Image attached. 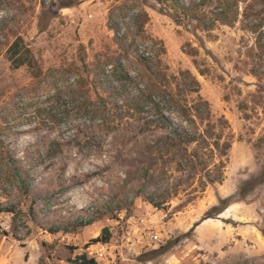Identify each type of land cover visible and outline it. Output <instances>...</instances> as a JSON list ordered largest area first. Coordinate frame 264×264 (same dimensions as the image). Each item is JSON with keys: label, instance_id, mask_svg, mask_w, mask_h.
I'll use <instances>...</instances> for the list:
<instances>
[{"label": "rangeland", "instance_id": "1", "mask_svg": "<svg viewBox=\"0 0 264 264\" xmlns=\"http://www.w3.org/2000/svg\"><path fill=\"white\" fill-rule=\"evenodd\" d=\"M16 37L43 80L11 69ZM107 63L143 74L138 87L151 84L154 101L170 78L180 107L207 102L210 121L164 113L197 142L159 145L166 131L142 132L138 116L107 128L101 115L59 117L83 64L94 76ZM118 77L112 85L125 84ZM0 158V264H76L104 228L100 264H264V0H0Z\"/></svg>", "mask_w": 264, "mask_h": 264}, {"label": "trees", "instance_id": "2", "mask_svg": "<svg viewBox=\"0 0 264 264\" xmlns=\"http://www.w3.org/2000/svg\"><path fill=\"white\" fill-rule=\"evenodd\" d=\"M71 6H73L72 3L64 4L61 5V9H67ZM6 54L12 70H18L25 67L35 81L43 80V70L34 57L30 48L25 44L22 37L15 38V40L8 47ZM143 61L144 60L142 59L141 62ZM83 71L84 72H81V74L78 75L75 84L71 85L68 88V93L70 95L71 101L67 109H63L61 113H58L59 117H61L62 114H66V116L71 115L72 117L85 115L93 118H97L101 115L103 119H101L100 127L107 128L105 126H107V124H112L113 122H115L117 120L116 118L122 120L123 118H134L135 116H138L139 118L144 120L141 128L142 132H148L151 130L166 131V134L162 138H160L158 144L164 146L168 145L170 147L181 146L182 144H192L197 142V139H195V137L190 138L188 136H183L178 130L171 129V124L169 123L168 118L164 115L165 112H178L183 118L190 121H192V119L190 118L191 112L198 114L202 121H210V119L212 118L209 104L205 101H202L199 95H197L198 102L191 105V107H187V105L184 107H180V103L175 100L176 95L178 93L180 94V84H177L178 87L173 90L170 86V78L169 80L166 78V80L168 81V85L164 89L165 95L163 100L154 101L149 94V91L152 87L151 84L145 86L143 83H141V88L138 87V81H144L145 76H143V74L138 75V77L135 78L131 75H128L126 72H119L117 67H114L109 63H107L106 67H104L103 69L99 68L94 76L91 75V72L88 71L85 64H83ZM120 74L121 78H118L122 79L125 84L122 86L112 85V81H114L112 79H114L116 76H120ZM185 74L190 77L189 73H181L182 76ZM178 77L180 78V73L178 74ZM172 80L176 81L177 77H173ZM191 84L195 87H199L198 83L194 79L193 81L191 80ZM108 85H111V87H108ZM133 87L137 89L136 93L134 95H127L128 90L132 89ZM122 93H125L126 97H124L123 99H119V97H122ZM194 93L198 94L199 90L194 91ZM83 96H85V99L83 98ZM219 122H223L222 119H220ZM214 146L219 151L222 149L218 142L214 143ZM223 147H226V144H224ZM222 153L224 154V151H222ZM3 159H5V161L7 162V167L12 171V174L20 183L24 198L27 200L31 199L29 184L22 178L17 166L15 165L14 159L8 151L4 152ZM208 182L210 184H214L219 181L209 179ZM149 203L155 208H161L163 206V204H160L154 200H150ZM221 203L224 204V201H221ZM33 204L34 202L31 201V205L29 208L30 215L33 214ZM5 210L6 211L2 212L14 214L13 209ZM207 219H212V217H207ZM92 224L93 221H88V223H86L84 227L90 226ZM58 232V230L50 231L51 234H56ZM261 232L264 236V228ZM0 233H2L1 229ZM2 234L5 235V233ZM110 240V231L109 229L104 228L99 237L90 241V245H107L109 244ZM70 250L74 251L75 249ZM166 251L167 248L165 247H163V249H160L159 251H153L151 252L150 258L142 259V262H149L157 255H164ZM75 263L97 264L94 259L89 258L86 254L78 256L75 260Z\"/></svg>", "mask_w": 264, "mask_h": 264}, {"label": "built area", "instance_id": "3", "mask_svg": "<svg viewBox=\"0 0 264 264\" xmlns=\"http://www.w3.org/2000/svg\"><path fill=\"white\" fill-rule=\"evenodd\" d=\"M128 235H130L129 232H127ZM140 236H139V240L138 243H142L145 242V238L143 237V231L140 232ZM147 238V237H146ZM149 244L151 243H157L160 242V235H156L155 233H150V235L148 236V238L146 239ZM132 247V246H130ZM109 249V247L107 245H102V244H96L95 246H92L91 248H89V252L87 253V256L91 259H94L96 261L97 264H100L103 260H104V256L106 255V251ZM93 250V251H92ZM124 261V260H123Z\"/></svg>", "mask_w": 264, "mask_h": 264}, {"label": "crops", "instance_id": "4", "mask_svg": "<svg viewBox=\"0 0 264 264\" xmlns=\"http://www.w3.org/2000/svg\"><path fill=\"white\" fill-rule=\"evenodd\" d=\"M230 212H231V211H230ZM210 222H213V224L217 223V221H210ZM239 234H240V233H237V232L235 233V236H237V238L234 237L233 241H239V239H238V237H240ZM205 235H206V234H205ZM205 235H204V236H205ZM211 248H213V247H211Z\"/></svg>", "mask_w": 264, "mask_h": 264}]
</instances>
